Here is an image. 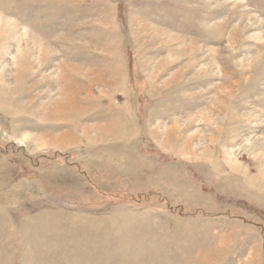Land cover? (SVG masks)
Listing matches in <instances>:
<instances>
[{
	"label": "rangeland",
	"instance_id": "374dc122",
	"mask_svg": "<svg viewBox=\"0 0 264 264\" xmlns=\"http://www.w3.org/2000/svg\"><path fill=\"white\" fill-rule=\"evenodd\" d=\"M0 18V264H264V0Z\"/></svg>",
	"mask_w": 264,
	"mask_h": 264
},
{
	"label": "bare ground",
	"instance_id": "6f19581e",
	"mask_svg": "<svg viewBox=\"0 0 264 264\" xmlns=\"http://www.w3.org/2000/svg\"><path fill=\"white\" fill-rule=\"evenodd\" d=\"M0 22H1V18H0Z\"/></svg>",
	"mask_w": 264,
	"mask_h": 264
}]
</instances>
